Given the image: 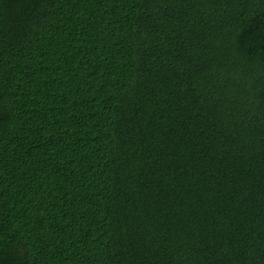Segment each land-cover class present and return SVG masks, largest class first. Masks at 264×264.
Segmentation results:
<instances>
[{
    "label": "trees",
    "instance_id": "obj_1",
    "mask_svg": "<svg viewBox=\"0 0 264 264\" xmlns=\"http://www.w3.org/2000/svg\"><path fill=\"white\" fill-rule=\"evenodd\" d=\"M0 264H264V0H0Z\"/></svg>",
    "mask_w": 264,
    "mask_h": 264
}]
</instances>
